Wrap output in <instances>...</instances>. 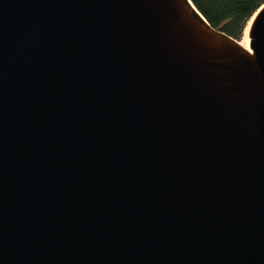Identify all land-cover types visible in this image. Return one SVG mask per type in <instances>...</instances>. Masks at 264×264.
I'll return each mask as SVG.
<instances>
[{
	"label": "water",
	"instance_id": "1",
	"mask_svg": "<svg viewBox=\"0 0 264 264\" xmlns=\"http://www.w3.org/2000/svg\"><path fill=\"white\" fill-rule=\"evenodd\" d=\"M248 45L191 0H0V264H264V4Z\"/></svg>",
	"mask_w": 264,
	"mask_h": 264
},
{
	"label": "trees",
	"instance_id": "2",
	"mask_svg": "<svg viewBox=\"0 0 264 264\" xmlns=\"http://www.w3.org/2000/svg\"><path fill=\"white\" fill-rule=\"evenodd\" d=\"M191 1L212 26L219 27L237 39L244 35L249 17L264 3V0Z\"/></svg>",
	"mask_w": 264,
	"mask_h": 264
},
{
	"label": "bare ground",
	"instance_id": "3",
	"mask_svg": "<svg viewBox=\"0 0 264 264\" xmlns=\"http://www.w3.org/2000/svg\"><path fill=\"white\" fill-rule=\"evenodd\" d=\"M249 23H250V20L248 21L247 23V26L245 28V31H244V37L243 39L241 40V43L245 46H247V41H248V38H247V30H248V26H249Z\"/></svg>",
	"mask_w": 264,
	"mask_h": 264
},
{
	"label": "rangeland",
	"instance_id": "4",
	"mask_svg": "<svg viewBox=\"0 0 264 264\" xmlns=\"http://www.w3.org/2000/svg\"><path fill=\"white\" fill-rule=\"evenodd\" d=\"M250 18V17H249ZM249 20V19H248ZM247 20V21H248ZM243 37H244V35H242V37H241V39L240 40H242L243 39ZM247 38H248V36H247ZM249 40V39H248ZM247 45H248V41H247Z\"/></svg>",
	"mask_w": 264,
	"mask_h": 264
}]
</instances>
